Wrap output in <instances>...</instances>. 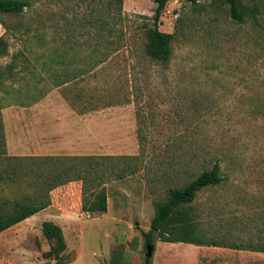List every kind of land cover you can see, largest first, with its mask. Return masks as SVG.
Returning a JSON list of instances; mask_svg holds the SVG:
<instances>
[{"label": "rangeland", "instance_id": "1", "mask_svg": "<svg viewBox=\"0 0 264 264\" xmlns=\"http://www.w3.org/2000/svg\"><path fill=\"white\" fill-rule=\"evenodd\" d=\"M200 2L206 9L196 11L185 0L166 3L159 29L175 32L179 16L184 26L167 64L143 50L142 17L154 14L153 0H123V45L100 63L108 50L85 26L91 0H37L22 16L0 13L7 52L0 56V118L7 128L14 126L3 113L10 106L43 94L64 95L90 121L85 155L137 157L129 160L137 166L134 173L105 183L106 214L102 220L94 217L99 213L83 219V232L74 234L66 250L69 264H140L145 253L135 245L140 231L119 225L137 219L149 227L154 200L165 199L167 188L184 185L214 162L222 182L197 191L191 203L200 231L227 243L264 244V35L255 25L232 22L227 6ZM100 161L109 170L126 164ZM79 163L70 157L42 167L74 164L67 172L74 175L84 168ZM22 177L24 184L33 179L29 173ZM75 186L61 192L77 208ZM29 191L14 184L2 192L13 197ZM48 248L38 225L17 224L0 233V264H55L43 257ZM151 259V264H264V252L154 237Z\"/></svg>", "mask_w": 264, "mask_h": 264}, {"label": "trees", "instance_id": "2", "mask_svg": "<svg viewBox=\"0 0 264 264\" xmlns=\"http://www.w3.org/2000/svg\"><path fill=\"white\" fill-rule=\"evenodd\" d=\"M156 3L154 14L142 17L141 27L145 38L143 50L152 60L159 64H167L172 55V43L176 33L182 31L183 17L176 20L175 32H164L159 29L160 16L169 0H153ZM196 11L206 9L200 0H185ZM206 0H203V3ZM227 6L228 16L232 22L243 25L250 23L264 35V0H213ZM37 0H0V13L22 16L26 9H32ZM211 2V1H210ZM93 5L88 6L85 26L95 35L96 43L106 47L108 52L97 62L100 63L113 51L122 47L124 42V19L122 17L123 0H91ZM212 3V2H211ZM211 3L209 5H211ZM0 23L3 20L0 18ZM70 23V22H69ZM71 24V23H70ZM71 25H75L74 23ZM0 37V56L7 52ZM95 50V49H93ZM97 63L94 65L96 66ZM1 73V72H0ZM139 142L142 137L138 136ZM0 233L17 224L23 219L35 214L50 204V191L55 187L71 180L81 181V209L90 214L105 213L107 211V191L105 183L110 179H122L127 174L136 171L137 166L129 160L136 156L113 155H86V156H16L5 152L2 121L0 118ZM72 158L80 159L78 167L84 166L74 175L67 172L75 170L74 164L53 166L45 171L44 164L55 165V162ZM121 159L125 166L118 170L107 169L104 161ZM25 160H33L34 165L25 166ZM74 160V159H72ZM37 161L39 164H37ZM29 173L33 179L24 184L23 175ZM111 174H114L110 176ZM223 180L220 165L212 163L210 167L203 168L191 181L182 186H171L166 190L165 199L154 200V214L149 221V229L142 231L144 237L143 251L146 244H153L154 237L168 243L184 242L201 246H219L235 249H248L263 251L261 242L241 244L227 243L214 237L204 235L198 226L196 214L192 212L191 203L200 189L220 184ZM16 184L18 187H30L29 192H22L11 197L2 192L6 187ZM41 234L48 242L49 248L43 252V257L55 261V264H68L71 259L67 255V245L62 229L52 221H43ZM152 257V256H151ZM151 257L145 259L144 264H151Z\"/></svg>", "mask_w": 264, "mask_h": 264}, {"label": "crops", "instance_id": "3", "mask_svg": "<svg viewBox=\"0 0 264 264\" xmlns=\"http://www.w3.org/2000/svg\"><path fill=\"white\" fill-rule=\"evenodd\" d=\"M62 84L65 82L59 83L57 86ZM74 106L76 107V104L64 95L53 97L50 94H43L31 103L18 107L10 106L4 110V114L12 116L14 125L12 129H9L5 123L6 119L1 120L3 139L6 140V154L16 156H59L61 154L86 156L85 154L91 147L92 128L89 119L86 124L85 109H78L77 107L76 109ZM88 113L87 115L90 117V112L88 111ZM72 185H77L75 186L77 194L75 204L77 208L80 207L81 182L79 180L67 181L50 191L51 201L48 206L17 224H35L40 229L43 221H52L61 227L68 249L69 241L74 239V234L83 232L82 221L86 218L81 208L77 210L71 204L70 194L61 192L64 187ZM105 214L106 212L99 213L94 217H99V220H102L101 217ZM92 215L90 214V218ZM136 220L132 223L125 221L124 225L119 226L125 227V231L132 227L133 233L137 230L142 235V231H147L149 227ZM135 241L137 250H140L144 244L143 235L139 238L135 236Z\"/></svg>", "mask_w": 264, "mask_h": 264}, {"label": "water", "instance_id": "4", "mask_svg": "<svg viewBox=\"0 0 264 264\" xmlns=\"http://www.w3.org/2000/svg\"><path fill=\"white\" fill-rule=\"evenodd\" d=\"M152 252H153V244L147 243L146 244V251L144 253V256L141 258L140 264H144L145 259L152 256Z\"/></svg>", "mask_w": 264, "mask_h": 264}, {"label": "built area", "instance_id": "5", "mask_svg": "<svg viewBox=\"0 0 264 264\" xmlns=\"http://www.w3.org/2000/svg\"><path fill=\"white\" fill-rule=\"evenodd\" d=\"M85 217H90V213L89 212H84Z\"/></svg>", "mask_w": 264, "mask_h": 264}]
</instances>
